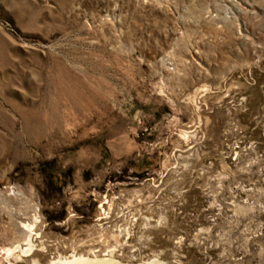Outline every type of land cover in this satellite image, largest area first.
I'll list each match as a JSON object with an SVG mask.
<instances>
[{
  "label": "rangeland",
  "instance_id": "obj_1",
  "mask_svg": "<svg viewBox=\"0 0 264 264\" xmlns=\"http://www.w3.org/2000/svg\"><path fill=\"white\" fill-rule=\"evenodd\" d=\"M18 212L17 264H264V0H0V249Z\"/></svg>",
  "mask_w": 264,
  "mask_h": 264
},
{
  "label": "bare ground",
  "instance_id": "obj_2",
  "mask_svg": "<svg viewBox=\"0 0 264 264\" xmlns=\"http://www.w3.org/2000/svg\"><path fill=\"white\" fill-rule=\"evenodd\" d=\"M19 218H21L19 225L15 228L14 244L11 247L1 248L0 252L4 256L6 264H17L24 255H32L36 250H39L38 244H35L36 238L39 237L35 232L36 223L38 217L36 214L30 216L26 212H18ZM17 221V220H16ZM15 225V224H14ZM17 225V224H16ZM33 264H39L37 260L33 258ZM50 264H130L122 263L115 260L111 256V250H107L103 256L98 257L93 254V258L88 255L72 254L70 257L58 258L51 260ZM137 264H162L155 258L137 263Z\"/></svg>",
  "mask_w": 264,
  "mask_h": 264
}]
</instances>
